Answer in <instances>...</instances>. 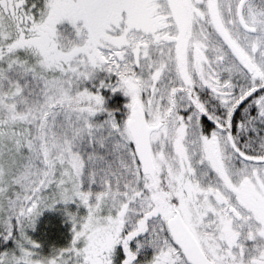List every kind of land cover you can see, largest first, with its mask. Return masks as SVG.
I'll return each mask as SVG.
<instances>
[{"label":"snow or ice","instance_id":"6c2138e0","mask_svg":"<svg viewBox=\"0 0 264 264\" xmlns=\"http://www.w3.org/2000/svg\"><path fill=\"white\" fill-rule=\"evenodd\" d=\"M0 264H264V0H0Z\"/></svg>","mask_w":264,"mask_h":264},{"label":"trees","instance_id":"16d2710c","mask_svg":"<svg viewBox=\"0 0 264 264\" xmlns=\"http://www.w3.org/2000/svg\"><path fill=\"white\" fill-rule=\"evenodd\" d=\"M36 238L43 241L44 250L51 244L62 245L66 243L69 234L59 219L48 218L41 228L35 232Z\"/></svg>","mask_w":264,"mask_h":264},{"label":"rangeland","instance_id":"374dc122","mask_svg":"<svg viewBox=\"0 0 264 264\" xmlns=\"http://www.w3.org/2000/svg\"><path fill=\"white\" fill-rule=\"evenodd\" d=\"M48 218H55V219H59L60 221L63 219L62 215L59 212H56V211H45V213L39 218L36 231H38L41 228L42 223H44V221L46 219H48ZM63 225L65 226V229H66V231L68 233L69 225L66 224V223H64ZM33 235L36 237L35 232L33 233Z\"/></svg>","mask_w":264,"mask_h":264}]
</instances>
